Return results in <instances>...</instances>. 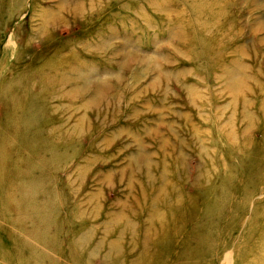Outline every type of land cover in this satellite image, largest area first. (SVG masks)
Here are the masks:
<instances>
[{
	"label": "rangeland",
	"instance_id": "374dc122",
	"mask_svg": "<svg viewBox=\"0 0 264 264\" xmlns=\"http://www.w3.org/2000/svg\"><path fill=\"white\" fill-rule=\"evenodd\" d=\"M16 91L43 173L8 130ZM2 132L0 264H257L264 182L240 156L264 155V0H0ZM35 184L40 212L16 193Z\"/></svg>",
	"mask_w": 264,
	"mask_h": 264
},
{
	"label": "bare ground",
	"instance_id": "6f19581e",
	"mask_svg": "<svg viewBox=\"0 0 264 264\" xmlns=\"http://www.w3.org/2000/svg\"><path fill=\"white\" fill-rule=\"evenodd\" d=\"M200 4H203V2H200ZM15 94H17L18 97H21L23 99V101H29L30 104H27V107L25 109H23V110H19V108L18 107L16 108L14 105L11 106L13 109H10V108L6 109V107H5V110H6L5 113L6 114H8V111H10V113L12 115L15 112H18L17 115L14 116L15 120L6 121V122L11 125V127H8V130L10 128H13V127L18 126V125L21 126L22 128H24L23 132L22 131L19 132L20 134L22 132L21 141L26 143L27 146L32 149L33 155L35 156V157H33V156L30 157L31 162H30V160L27 161L28 164H29V167L26 168L25 172L26 173H31L32 170H33V167H34V163L36 162V168H37L38 158L41 160V158L39 157L40 156L39 153H40L41 149L43 148L42 145H44L43 142L45 141L43 136L40 133L38 134V132L34 131V133H36V135H37V136H35V134L32 132V130L35 129V125L38 123V122L35 121L36 113L37 112L40 113V112L37 111L38 110L37 109L38 105H35V101L37 99H35L33 93H31L29 96L28 95L24 96L23 94H20V93H18V91H16ZM15 94H14V97H15ZM18 97H16V98H18ZM11 98H13V96ZM15 101L16 100L13 98L12 102L16 103ZM7 119H8V115L5 117V120H7ZM2 133L3 134L0 135V147H2L3 145H5L7 143H10L12 141V139H13L11 135H8V136L5 135V134H9L8 132H6V133L2 132ZM19 137H20V135H19ZM44 147H46V145ZM240 147L245 148V146H240ZM37 154H38V156H37ZM10 158L13 159L14 155L10 156ZM1 159H2V154H1V151H0V160ZM240 159L242 161V164L241 163L240 164H241L242 170L245 171L246 177L252 178V179H257L259 181L264 182V155H261L260 151L255 152L252 156L249 155V154H243V155L240 156ZM44 163H45V160L42 158V160L40 162V171L42 173L44 172L43 169L45 167L44 166L41 167V166ZM8 171H9V173H15V172H19V169L14 167V166H12L11 168L8 169ZM42 173H41V177H43ZM229 173L230 174L228 175V177H231V173L232 172H229ZM43 178H45V177H43ZM224 182H225V180H224ZM223 183H222L221 187L219 186V187H217L215 189V193L212 196L213 199H210L208 201V203H207L208 209L204 211L202 220H200V222H199L201 226L203 225V227L208 226V224H211L212 221L216 218L215 215H214V212L212 211V208H213V206H214V204L216 202V199H221V198H223L225 196V194H228V190L231 189V185L233 183L236 184L237 181L236 180H229L227 182L226 186H223ZM250 183H251L250 181H244L245 188L250 189V186H251ZM26 189H31V192L29 194L30 197H31V199L29 200V204L34 206V208L38 212H40L41 209H43V208L46 209V207H45L46 206L45 205L46 201L45 200H38L37 201L36 199L32 198V195H33V191L37 190L38 191L37 197H40L39 191L42 190V194H43L44 197H46V198L50 197L48 189H44V188L43 189H38L36 187V184H35L34 187H28V188H23L21 185H19L18 186V190L16 191V193L22 194L21 191H24ZM252 189L255 190L256 192L259 191V187L258 188H252ZM224 209H225V207L222 210H220L218 213L222 214ZM17 216L18 215L15 214V219H17L16 218ZM13 221H15V220H13ZM37 223H38V225H37V228L34 231V235L35 236H39V235L41 236L42 235L41 231L43 230V228L45 226L46 220H42V218H40L38 216ZM41 225H42V228L40 227ZM48 225H47V227H48ZM261 225L262 226H259V228H258L259 229L258 232H257V237L258 238H257V241H256L258 247L260 248L259 257L257 258V264H264V223H262ZM201 226L198 227V231L196 232L195 236H193V237H195L194 238V242H193V245H191L189 249L196 248L198 246V240H199L198 235H199V233H201V231H200ZM46 232H47V229H44L43 230V234L46 233ZM48 237H49V235H48ZM49 238H51V236ZM191 252H193V251H189V253H187V255H191L192 254Z\"/></svg>",
	"mask_w": 264,
	"mask_h": 264
}]
</instances>
